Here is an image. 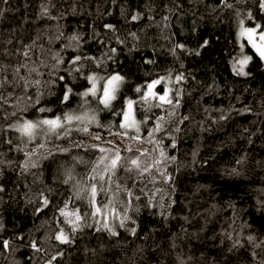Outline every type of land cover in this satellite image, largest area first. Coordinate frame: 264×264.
<instances>
[{
    "label": "trees",
    "instance_id": "obj_1",
    "mask_svg": "<svg viewBox=\"0 0 264 264\" xmlns=\"http://www.w3.org/2000/svg\"><path fill=\"white\" fill-rule=\"evenodd\" d=\"M0 12V264H264V61L238 34L241 19L264 26L258 0H0ZM242 51L252 56L248 75L232 65ZM116 74L124 82L110 109L99 92L81 95L87 76ZM158 79L172 104L141 98ZM68 83L73 92L60 104ZM127 98L138 140L119 127ZM65 113L85 119L31 140L15 130ZM157 123L163 129L153 132ZM160 147L175 157L157 166L170 179L122 166L106 183L110 159L101 157L119 149L121 165L137 156L151 165ZM92 184L106 190L96 206L111 200L119 213L107 215L116 236L97 223L105 217L85 216ZM61 209L79 210L83 226L73 233ZM61 230L72 243L55 239Z\"/></svg>",
    "mask_w": 264,
    "mask_h": 264
},
{
    "label": "snow or ice",
    "instance_id": "obj_2",
    "mask_svg": "<svg viewBox=\"0 0 264 264\" xmlns=\"http://www.w3.org/2000/svg\"><path fill=\"white\" fill-rule=\"evenodd\" d=\"M5 3H7V0H4ZM228 7H231V5H227ZM258 6L259 9L264 10V0H258ZM3 13L0 12V15H2ZM137 17H133L132 19L135 20ZM247 19L249 21L253 20V15L251 12H249L247 14ZM240 24V28H239V37L242 38H246L247 44L251 45L252 49L255 50L256 54L259 56L260 60L264 61V26H262L260 23H255L253 26H245L244 20L241 19L239 21ZM107 27H111V25H108ZM71 39H76L75 36H73ZM179 47H183V45H179ZM241 49H243L245 47L244 44H241ZM199 54V53H197ZM26 55V54H25ZM81 58L79 56H76L73 60L72 63H76L77 61H79ZM252 60V56L251 55H244L241 59H239L238 63H239V68H235L234 66V71H236L237 75H248L249 73L244 71V68L249 64V62ZM62 63V61H60ZM76 71H79V69L77 68ZM60 80H64L65 77L61 76L59 77ZM87 81L89 82V84H91V88L88 89L87 91H84L83 93H81V95L83 97H88L89 95H91L92 97H96L97 93H100L99 96V102L101 104H103L104 108L106 109H110L112 107V103L113 101H115L117 99V93L120 91V86L121 84L124 82V77L116 74V75H111L109 76L106 80L103 76L101 77H97L96 75H90L86 77ZM99 80H104V85L100 88L97 87V82ZM177 79H181V77H177ZM160 80H155L153 82H151L150 84H148L147 86V92L144 94L143 99L145 101H147L149 98L153 99V100H158L160 102L159 105L157 106H161L163 104H172V100L169 98L168 95V91L165 90L163 92V94H158L155 91H153V89L155 88L156 85L160 84ZM38 83V82H37ZM137 92H140L141 89L137 88L136 89ZM73 92V88L71 86L70 83L65 85V89L62 91L61 96L58 98V103L63 104L65 102H67L70 98V95ZM39 102V101H37ZM133 101L132 100H128L127 101V111L123 112V122L120 123L119 127L126 129V130H135V132L137 133L136 136H132L131 139L132 140H138L139 139V133H140V123L141 121L137 120L136 115L134 114L133 111ZM39 112L43 113V112H51L52 109L51 108H45V107H41L38 109ZM85 119L84 116H79V115H73L70 113H65L63 115V117L61 116H55L54 118H43V119H39L36 121L33 120H24V122L22 124H20L19 126L16 127V131L19 132L22 136H26L28 137L29 140L33 139L37 133V130H41L43 131L44 129L47 130V133H51V134H56L58 135V130L59 129H64L65 128V124H70L73 121H83ZM96 118L95 116H92L89 119V122L94 121ZM164 118L160 117V120L162 121ZM183 119H187V117H184ZM146 122V121H144ZM182 122V121H181ZM163 129V124L161 123H157L156 127L153 129V132H159ZM84 132H88V128L84 127L82 129ZM176 131H179V129L177 128ZM117 135H126V133L124 134H120L117 133ZM151 135V133H150ZM93 139H100L99 136H94ZM157 144V146H160V142L156 141L155 142ZM172 147H175V142L172 143L171 145ZM67 149H61V151H66ZM126 151H133V146L132 145H128L125 148ZM137 152H139L141 155L146 154L147 150L141 149L139 147H137L135 149ZM101 152H104L105 149L104 148H100ZM160 158L161 159H155L153 164L148 165L145 164L144 162L141 161L140 157L137 156L135 158H130L127 160L126 165H121V160L122 157L120 155V150L117 149L115 151V154L109 158L107 156H103L100 158V163H103L105 160H109L110 159V163L105 164L104 165V171L109 173L108 179L106 181V183H108L109 185H111L112 183H114V181H112L111 177L116 176L117 174V170L120 167H125V170L129 173L136 171L140 176H143L145 173H150L152 168H156V171L160 174V176L164 177L165 179H170V177L168 176V174L161 170L160 167H157L158 165H161L163 161L165 160H175V157H168L164 151V149L162 147H160ZM130 165V166H128ZM33 167H35V164L32 165ZM93 172L96 173V169H93ZM233 173H235V170H233ZM99 175V179L102 182H105V176L104 175ZM97 175H93L92 177H90V179L95 180L97 178ZM69 178H71L69 176ZM153 180H155V177L152 178ZM65 183H67V180L65 181ZM120 190H123L126 192L128 197H132L133 193L128 190L126 187H123L119 184L116 183V191L119 192ZM84 191H88L89 195L87 196L88 199V204L90 207H92L94 209V211L92 213H85V216L91 215L92 217H97V216H102L105 217L103 221H97V223H101L102 227L104 229H106L112 236H116L117 232L114 231L113 227L110 226L108 220H107V215H112L113 218H116L117 216H119V213L116 212L115 208L110 207V205L112 204V201L110 200L107 204H104L103 207H97V195L98 192L99 193H104L106 192L103 184H101V186L98 188L96 184H92L90 186L89 189H84ZM159 191V190H157ZM114 197H115V193H114ZM77 198H80V193H77ZM137 200L139 199V196L135 197ZM45 205H47L48 201L45 200L44 201ZM149 203H151V201H149ZM60 213L62 216L65 217V223L71 225L72 227V232L75 233L78 229H80L83 225H81L80 221L83 219V217L80 215L79 210L73 211V212H68L65 209H61ZM70 217H72L70 219ZM131 218L129 216H127L126 214L120 219L119 221V225L120 227L124 228L126 227L125 222L130 220ZM132 224H135L136 221L134 219L131 220ZM99 230V229H98ZM131 234L135 235L136 233V228H129L127 229ZM55 239L57 241H59L61 244H70L72 243V238L66 234L63 230H61L55 237ZM253 237H249V240H252ZM8 246V241H4V247ZM33 247H35V244H33ZM39 250V249H37Z\"/></svg>",
    "mask_w": 264,
    "mask_h": 264
},
{
    "label": "rangeland",
    "instance_id": "obj_3",
    "mask_svg": "<svg viewBox=\"0 0 264 264\" xmlns=\"http://www.w3.org/2000/svg\"><path fill=\"white\" fill-rule=\"evenodd\" d=\"M239 34V33H238ZM244 40H246V39H244ZM249 45V44H248ZM250 47H251V45H249ZM252 48V47H251ZM254 50V49H253ZM254 52H255V50H254ZM256 53V52H255ZM244 55H243V51H242V54L240 55L239 53L236 55V58H235V60L233 61V63H232V65H233V67L235 66V68H239V63H238V61H239V59H241L242 57H243ZM258 56V55H257ZM259 57V56H258ZM244 71H245V69H244ZM246 72V71H245ZM106 80V79H105ZM158 80H160L161 81V79H158ZM104 82L105 81H103L101 84L99 83V79H98V82H97V87L98 88H100V87H102L103 85H104ZM151 82H153V81H151ZM151 82H149L148 84H150ZM161 82L163 83V85H161V86H163V89L162 90H160V91H157V87L161 84ZM160 82V84H158V85H156L155 86V88L153 89V91H155L156 93H158V94H163V92L165 91V90H167L168 91V86H167V84H165L163 81H161ZM148 84H147V86H148ZM147 86L143 89V93H142V95H141V98H143L144 97V94L147 92ZM90 88H91V84H90ZM89 88V89H90ZM169 92V91H168ZM169 95V94H168ZM169 98H170V96H169ZM128 100H132L133 102H134V100L135 99H130V98H127V99H125V102H124V111H127V101ZM149 100H153V99H151V98H149ZM156 101H158V100H156ZM159 102V101H158ZM103 105V104H102ZM133 107H134V103H133ZM133 110H134V108H133ZM123 111V112H124ZM82 116V115H81ZM83 122V121H82ZM122 122H123V117H122ZM126 133H130L132 136H134L135 134H137L136 132H135V130H126V129H123Z\"/></svg>",
    "mask_w": 264,
    "mask_h": 264
}]
</instances>
